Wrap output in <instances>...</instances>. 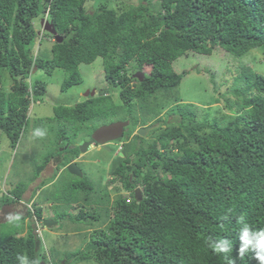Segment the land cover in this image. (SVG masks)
<instances>
[{
  "label": "trees",
  "instance_id": "1",
  "mask_svg": "<svg viewBox=\"0 0 264 264\" xmlns=\"http://www.w3.org/2000/svg\"><path fill=\"white\" fill-rule=\"evenodd\" d=\"M103 1L107 0H94L96 6L89 12L86 0H0V135L13 147L28 126L30 99L40 101L38 97L46 93L41 80H33L29 91L27 79L33 71L50 76L62 69L60 92L65 93L81 83L79 65L98 58L105 87L117 91L122 101L117 105L113 97L101 94L73 106L58 103L53 106L54 118L38 119L50 124V132H59L60 145L49 148L39 165L31 162L34 171L26 186L24 180L10 194L0 191V210L16 204L53 160L61 161L26 200L33 207L30 212L8 220L13 225L9 229L0 225V264H17L20 253L39 258L40 264L66 259L77 264L85 259L81 247L64 250L58 260L61 251L54 246L42 250L33 222L37 227L45 220V204H52L51 220L56 226L63 222L72 230L81 220L93 218L100 223L103 217L102 228L87 231L86 246H97L88 250L95 264H229L231 260L258 264L251 253L239 259L236 250L240 216L253 230L264 229V74L240 62L251 50L264 51V0H142L120 8L119 13ZM45 17L62 42L43 32L53 43L49 51L39 54L35 47L41 39L32 23ZM188 53L226 55L239 62L241 73L232 93L238 107L235 114L199 119L197 107L181 101L177 89L186 73L177 74L172 64ZM145 67H150L149 73L143 71ZM139 73L142 80L136 76ZM213 74L210 84L216 92L218 76ZM149 103L152 118H148ZM136 104L146 113L140 126L157 118L163 121L159 116L165 104L171 107L164 119L178 120L150 134L148 144L139 136L148 150L134 146L137 135L131 136L132 131L126 134L130 153L122 151L108 174L114 178L110 182L115 180L129 195L110 201L105 188L92 190L88 178L66 177L64 168L77 154L71 140L105 124L96 126V117L104 121L128 113ZM137 121L134 116L132 123ZM68 131L72 137H66ZM63 139H71L66 148ZM67 149L71 153L65 158L66 152H60ZM136 188L142 191L141 200L133 197ZM99 192L103 193L94 196ZM83 207L92 208L83 211ZM209 238L232 241L227 259L212 253Z\"/></svg>",
  "mask_w": 264,
  "mask_h": 264
},
{
  "label": "rangeland",
  "instance_id": "2",
  "mask_svg": "<svg viewBox=\"0 0 264 264\" xmlns=\"http://www.w3.org/2000/svg\"><path fill=\"white\" fill-rule=\"evenodd\" d=\"M93 1L86 0L85 2V5L87 6L89 12H92L94 6H96ZM95 1L96 3L101 2V0ZM140 1L142 0H107L103 2L108 3L109 7H112L117 11V13H119L120 8L126 9L129 6V3H138ZM46 19V17L43 18V21L45 22ZM32 24L34 25V29L36 31H39V38L41 39L39 41L40 44H38L39 42H37L35 51H39V54H42V50L44 49L49 51L53 40L50 37H47L49 36V34L44 33V36L41 34L44 29L40 26V21L33 22ZM256 50L257 49L251 50L248 54H246L243 58V61L245 62H240V64L252 66L251 68L255 72L264 74V52ZM225 56L207 57L199 54L188 53L187 55L180 56L172 64L174 71L177 74L186 73L177 89L178 97L183 103H191L197 107V114L199 119H202L205 115H209L211 117L214 115L216 117H219L224 113L229 114V112H231L235 114V112L237 111L238 107L235 106V101L233 100L232 93L234 88L237 87L236 78L241 69L239 66V62H236L230 56H228V58ZM144 69L145 70L143 71L145 73L150 72V67H145ZM79 72L82 79L81 83L78 86L70 88L65 93L60 92V86L64 80V71L62 69H55L50 76L46 75L42 71H33L31 73L32 78L27 79V83L29 84V91H31L30 86L32 85L33 80H41L44 83V86H46V93L38 97L40 101H34L33 99H30L31 101L28 111V126L24 131H22L20 140L14 147L6 136L0 135L1 195L7 193L10 194V192L14 189L19 181L25 180L24 186H26L28 184L30 176H32L34 171V169L31 168V162L34 161L35 165H39L42 162V157H44V155L49 151V148H54L55 146L57 147L58 145H60L61 139H59V132H50V124L46 121H39L38 119H45L49 117L54 118L53 106L55 104L60 103L66 106H73L74 103L78 102L81 96L87 91H93L94 89L101 90L105 88V76L100 64V60L98 58L92 64H80ZM213 72L217 73L216 75L218 76V80H215L216 92H214L213 86L210 84L211 76H214ZM9 84L10 82L7 81L6 86H9ZM110 93L116 104L121 105L122 101L120 100V98H118V92L110 91ZM151 102L153 103V101ZM151 106L152 104L149 103L147 107L148 118H152V113L154 112L153 109H151ZM169 106L171 107V104H165V107H163L160 111L162 119L165 118V114ZM226 107H232L233 109L231 110L230 108ZM141 108L142 107L138 108V105L136 104L134 108L136 109L135 111L134 109H131L128 113L123 111L119 115L112 116V118H107L106 120L100 122L97 120L98 117H96V120L93 122L96 126L97 124L101 125V122H105V124L119 120H126L129 122V126L125 129L124 136L120 140L108 144L107 147L109 149V152L107 150L98 148L89 150L84 154V156H82L77 150V154L79 156L76 157L75 162H77L82 175L84 174V178H88L91 181L90 186L92 187V190L94 189L97 191L105 188L110 201H114L117 193L122 191L118 188V183H116L115 180H112L110 182L112 178L108 173L111 164L118 156L116 154L118 153V151H121L118 154H122V151L124 153H130V147L128 146V142L130 141L127 140L126 134L130 131H135L134 133H132H136L137 135L138 126L143 124L141 122L142 116L146 114L145 111L140 112ZM134 116L136 119H138V124L136 125L132 123V119H134ZM149 120L150 119H147L145 122H148ZM176 120H178V117H170L168 119L166 118L161 123L150 120L148 125L152 126V129H156L157 127H161L160 129H165V122L169 121L171 123ZM44 127L47 131V135L45 137L36 138L32 136V131L35 128ZM156 133H158V128L154 130L153 133H151V131L147 132V134L144 136L147 144L150 142V139H152L150 137V134ZM72 136L73 134L68 131L66 137L69 138ZM82 137L83 135H78L75 141H72L71 139L70 140L71 142H75V145H78ZM70 140H62L64 148H66L65 144L70 143ZM141 140L142 138L137 135L134 141L132 140L135 143L134 146L139 147L141 145ZM143 146L144 144L141 145L142 149L148 150L147 146ZM59 151H62V148L59 147ZM60 153H64L65 158H68L67 156H70L69 154L71 153V151L67 149ZM60 161V159L53 160L42 172L40 179L34 180L29 184L28 188L22 195V198L17 201L16 204L9 205L8 207H3L0 210V223L7 220L6 222L0 224L4 225L1 228H11L13 225L11 221L8 220L13 218L15 215H24V213H26V210L30 212L29 207H33L31 204H28L27 206L26 200L32 197L31 195L33 193V190L40 184L42 179L46 180L52 176L55 164H59ZM65 176L68 178H72V176L69 174H65ZM102 193L103 192L96 193L94 196H100ZM42 206V211L44 214L43 219H53L54 214L52 213V209L47 206V204ZM85 209L86 208H84L83 210ZM71 212L72 211H70V213ZM77 213L78 211L75 210L74 214L77 215ZM99 213L101 214V216H104L101 211ZM27 219L25 221L26 225H28ZM102 220L103 217L99 219V222H102ZM62 223H59V225L55 227L56 229L41 228L37 234L35 233V229L34 233L41 241L42 250L47 252L49 251V249H51V247L54 246L55 249L61 251L60 255H58V260L60 256H62V253L65 252L64 250H68L67 252H74L75 250L82 248V250H80V253H82L81 256L85 259L81 262H78L77 264H95V258L90 255L91 252L85 251V249L89 246H86L89 236L87 231L91 227L95 228L97 226V222L94 221L93 218H88L86 221L81 220L78 223L79 225L76 226V228L73 230L72 228H70V224L67 225L65 223ZM33 224L35 228H37L34 222ZM33 224L32 227H34ZM70 262H72V259L69 262L68 259H66L60 263L56 262V264H70Z\"/></svg>",
  "mask_w": 264,
  "mask_h": 264
},
{
  "label": "clouds",
  "instance_id": "3",
  "mask_svg": "<svg viewBox=\"0 0 264 264\" xmlns=\"http://www.w3.org/2000/svg\"><path fill=\"white\" fill-rule=\"evenodd\" d=\"M45 15H48L46 12ZM44 15V16H45ZM42 20V19H41ZM45 22L52 23L46 19ZM47 135V131L42 128H35L32 131V136L43 138ZM18 219V217H17ZM238 223L241 225L238 231L239 247L237 257L241 260L251 253L252 258L258 261V264H264V229L253 230L246 222L243 216L238 218ZM208 248L213 254L222 255L225 259L233 250L232 241L228 239L212 240L209 238ZM17 264H40L39 258L30 259L27 254L20 253L16 256ZM229 264H235V260H231Z\"/></svg>",
  "mask_w": 264,
  "mask_h": 264
},
{
  "label": "bare ground",
  "instance_id": "4",
  "mask_svg": "<svg viewBox=\"0 0 264 264\" xmlns=\"http://www.w3.org/2000/svg\"><path fill=\"white\" fill-rule=\"evenodd\" d=\"M43 21V20H42ZM238 21V20H237ZM43 23H44V21H43ZM40 26L44 29V25H42L41 23H40ZM43 32H47V31H43ZM43 32L41 33L42 35H43ZM48 33V32H47ZM62 38V37H61ZM53 39H54V41H56V39L53 37ZM59 43V42H58ZM238 44V43H237ZM255 50V49H254ZM256 51H260V52H262L263 50L262 49H257ZM264 52V51H263ZM238 60V59H237ZM241 73V72H240ZM136 76H137V74H136ZM135 79V78H134ZM240 80V79H239ZM243 80V79H242ZM244 80H245V78H244ZM143 86V85H142ZM46 87V86H45ZM104 95V96H112L111 95V93H110V90L109 89H107L106 87L105 88H103V89H101V90H97V89H94L93 91H91V90H89V91H87L85 94H83L82 96H81V98H80V100L78 101V102H83L84 100H86V99H89V98H93V97H97V96H99V95ZM122 94V93H121ZM30 107V106H29ZM163 108V107H162ZM169 111V110H168ZM235 112V111H234ZM159 118H161L162 119V115L160 114V116H159ZM170 118V117H169ZM168 119V118H167ZM130 120V119H129ZM162 120H164V119H162ZM151 121H156L157 123H161V122H158V118L157 119H154V120H151ZM116 122H125V123H127V126L125 127V128H122V132H123V135H122V137L124 136V133H125V129L129 126V122L128 121H126V120H119V121H116ZM116 122H113V123H116ZM168 122V121H167ZM167 122H165V124L167 123ZM112 123H110V124H107V125H101V126H99V127H103V126H109V125H111ZM147 124H149V122L147 123ZM98 127V128H99ZM97 128V129H98ZM148 128H152V126H149V125H147V126H138V131H140V130H142V129H148ZM157 128H159V127H157ZM156 128V129H157ZM97 129H95L93 132H95ZM156 129H152V130H150L151 132L152 131H154V130H156ZM163 129V128H162ZM138 131H137V135H138ZM131 132V131H130ZM129 132V133H130ZM133 132V131H132ZM135 132V131H134ZM133 132V133H134ZM129 133H127V134H129ZM132 133V135L131 136H133V135H136V133L135 134H133ZM92 134V132L90 133V134H88L87 136L86 135H83V137L81 138V141L78 143V145L79 146H86V149H87V151L85 152V153H87L89 150H92V149H98V148H101L102 149V146L100 145V144H97L96 143V141H94L93 139H91V136H89V135H91ZM121 137V138H122ZM141 137V136H140ZM120 138V139H121ZM142 138H144V137H142ZM120 139H118V140H120ZM118 140H116V141H118ZM114 142V141H113ZM110 143H112V142H110ZM74 146L75 147H77V150H78V147L79 146H77V145H75L74 144ZM105 146L107 147L108 146V144H105ZM108 148V147H107ZM120 149V148H119ZM79 151V150H78ZM109 152V151H108ZM119 152H121V151H118V153ZM79 153L82 155V156H84V154L85 153H81L80 151H79ZM118 153H116L118 156H122V154H118ZM76 156L74 157V158H71V161H70V163H74V165H73V168L74 169H76V170H78L79 172H80V175H81V177L83 176L84 177V174L82 175V172L80 171V169H79V167H78V165H77V162H75V159H76V157H78L79 155L78 154H75ZM80 155V156H81ZM70 163H68V165L67 166H69L70 165ZM66 166V167H67ZM66 167L64 168L65 170H66ZM68 172V171H67ZM69 173V172H68ZM71 176H72V174L71 173H69ZM73 176H75V175H73ZM76 177H78V176H76ZM81 177H78V178H81ZM58 178V177H57ZM111 178H113V177H111ZM41 183V182H40ZM138 191L139 192V195H140V197H141V199H142V191H140V189L139 188H136L134 191H133V195H134V192L135 191ZM122 191V190H121ZM117 195H123V197H126L127 195H129V193H127V191H122V192H118L117 193ZM134 198H135V195L133 196ZM136 198H138L139 199V197H136ZM141 199H139V200H141ZM115 200V199H114ZM127 202H129V199H127L126 200ZM124 205V204H123ZM132 205V204H131ZM47 206H49V207H51L52 206V204H47ZM86 209L85 210H83V211H89V209H91V208H88V207H85ZM80 209H82V208H80ZM126 211V210H125ZM79 212V211H78ZM78 214V213H77ZM110 220L112 219V217L110 216V218H109ZM104 220V219H103ZM44 221H51V222H54V221H52L51 219H45ZM44 221H42L41 222V225L40 224H38V226H37V228H36V231H35V233L37 234L38 233V231L41 229V228H46L44 225H43V222ZM101 222L100 223H97V226L94 228V227H91L89 230H88V233H92V231L94 230V229H98V228H102L101 226ZM48 229V228H47ZM51 229V228H50ZM51 232V231H50ZM77 232V231H76ZM91 246H93V245H91ZM90 247V246H89ZM97 247V246H96ZM86 250V249H85ZM88 251V250H87Z\"/></svg>",
  "mask_w": 264,
  "mask_h": 264
},
{
  "label": "water",
  "instance_id": "5",
  "mask_svg": "<svg viewBox=\"0 0 264 264\" xmlns=\"http://www.w3.org/2000/svg\"><path fill=\"white\" fill-rule=\"evenodd\" d=\"M41 24L44 25V30L47 31L51 36H53L56 39V42L59 43L62 42V38L57 35L52 23H48V22L43 23V21H41ZM137 77H139V79L142 80L143 74L139 73L137 74ZM126 126L127 123L125 122L112 123L109 126L99 127L90 136L91 139H93L94 141H96L97 144H100L102 146V149L109 151V149L105 146V144H109L110 142L120 139L123 135L122 128H125ZM150 130H152V128L142 129L138 131V135L144 137L147 134V132ZM78 150L81 153H85L87 151L86 146H79ZM73 165L74 163H70V165L66 167V170L72 175L81 177L80 172L74 169ZM134 195L135 198L139 197V199H141L139 192L137 190L134 192ZM43 225L46 228H53L57 225V222L44 221ZM95 249H96V245L86 248V250H95Z\"/></svg>",
  "mask_w": 264,
  "mask_h": 264
},
{
  "label": "flooded vegetation",
  "instance_id": "6",
  "mask_svg": "<svg viewBox=\"0 0 264 264\" xmlns=\"http://www.w3.org/2000/svg\"><path fill=\"white\" fill-rule=\"evenodd\" d=\"M113 122H114V121H113ZM115 122H116V121H115ZM110 123H111V122H110ZM108 124H109V123H108ZM89 136H90V135H89ZM77 146H79V145H77ZM72 147H75V146L73 145ZM72 147H71V145L68 146V148H70V149H71ZM76 148H77V147H76ZM71 150H73V149H71Z\"/></svg>",
  "mask_w": 264,
  "mask_h": 264
}]
</instances>
